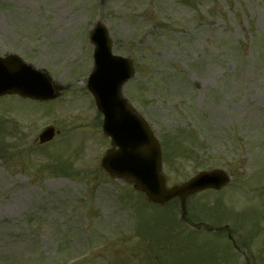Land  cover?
Listing matches in <instances>:
<instances>
[{"label": "rangeland", "instance_id": "374dc122", "mask_svg": "<svg viewBox=\"0 0 264 264\" xmlns=\"http://www.w3.org/2000/svg\"><path fill=\"white\" fill-rule=\"evenodd\" d=\"M182 1L0 0V55L19 54L62 87L46 102L0 97V264H245L226 235L195 234L175 202L153 208L100 168L108 143L85 79L97 20L133 60L123 92L165 141L167 187L225 169L229 184L188 199L189 215L213 228L226 220L250 263L264 264V0ZM46 126L60 133L39 145ZM174 141L200 153L188 160ZM164 227L171 238L160 241ZM184 244L170 260L166 247Z\"/></svg>", "mask_w": 264, "mask_h": 264}, {"label": "water", "instance_id": "95a60500", "mask_svg": "<svg viewBox=\"0 0 264 264\" xmlns=\"http://www.w3.org/2000/svg\"><path fill=\"white\" fill-rule=\"evenodd\" d=\"M90 42L95 49L89 89L94 94L97 105L107 108L104 109V127L118 147L110 152L102 166L111 177L133 183L135 189L144 192L154 203L163 204L178 197L184 219L187 196L206 188L219 189L226 184L228 176L219 171L203 173L188 183L166 189L160 175V147L144 122L120 96L121 86L133 75L130 62L110 55L111 41L100 23L90 33ZM44 82L52 85L48 76L32 71L18 58L0 59V94L18 93L32 98H44L45 95L35 93V88ZM54 96L56 93L51 97ZM124 123L128 125L126 131L114 128V125ZM52 134V130L46 131L41 135L40 141L49 140Z\"/></svg>", "mask_w": 264, "mask_h": 264}]
</instances>
